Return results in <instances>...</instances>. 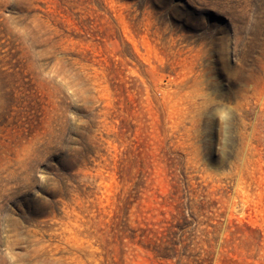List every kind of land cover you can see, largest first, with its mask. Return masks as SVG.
<instances>
[{
	"label": "rangeland",
	"instance_id": "374dc122",
	"mask_svg": "<svg viewBox=\"0 0 264 264\" xmlns=\"http://www.w3.org/2000/svg\"><path fill=\"white\" fill-rule=\"evenodd\" d=\"M0 264H264V0H0Z\"/></svg>",
	"mask_w": 264,
	"mask_h": 264
},
{
	"label": "trees",
	"instance_id": "16d2710c",
	"mask_svg": "<svg viewBox=\"0 0 264 264\" xmlns=\"http://www.w3.org/2000/svg\"><path fill=\"white\" fill-rule=\"evenodd\" d=\"M17 13H19V12L17 11ZM27 36H28L27 37V45H29V46L33 47V49H35L32 52H30V54L27 55V58L34 59L38 63V65H41L44 63H47L49 65L50 62L53 63L55 61L54 56H47L49 54H44V50H37L35 48L37 42L41 40L40 36L38 35V32H36L35 30L30 31V32H28ZM16 41L19 42V40H16ZM46 56L48 58H46ZM47 66H45V67H47ZM50 67H51V65H50ZM46 73H47V75H49L51 72H50V70H47ZM45 79H48V78H45ZM56 80H57V77L53 76L52 77V81H53L52 83L55 87H57L60 90V94L62 95L60 105L65 106V105H67L66 104V92L63 88H60V84H58L56 82ZM65 107H67V106H65ZM242 118H243L242 115L235 114L233 117L231 127H230V131L234 134L233 138L235 141V144L231 143L229 145L232 153L236 152V149L239 145L240 140H239V136L236 134V132L240 127V120ZM92 134H93V132L88 131V135H92ZM221 135H222V124L220 121L217 120L216 125H215V129H214L216 149L221 145V140H220ZM83 140H84L85 145H86L85 147L86 148L88 147V149H90L88 146L89 142L93 143V141H89L87 136H83ZM87 151H89V150H86L85 153H82V155L80 156V158L78 160L80 164L77 166H75V163L72 162V160L70 158H68L66 152L61 153V155L59 156V159L61 161V162H59V168H60L59 169L60 170L59 175H61V179L59 181L58 188L55 190L54 194H51L50 197H52L53 199H57V198H64L66 196L65 192L67 193L68 188H70V182H72L74 184L76 183L73 180L74 172L77 169H83V168H85V165L90 164V161H91L90 157H93V154L91 152H87ZM64 162H65V164H64ZM186 184H187V178H186ZM192 207H194V202L191 199H189L188 203L185 205V210H183L184 211L183 217H185V214H184L185 212H187V214H189V216H192V214H193ZM170 244H176V243L170 242ZM146 248L156 252L162 258L170 257L168 251H172V252L176 251V248L171 249L168 247H164V250H161L160 245H158V244H155L151 248H150V246H147ZM173 253H175V252H173Z\"/></svg>",
	"mask_w": 264,
	"mask_h": 264
}]
</instances>
